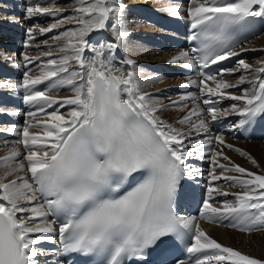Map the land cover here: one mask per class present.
I'll return each mask as SVG.
<instances>
[{
	"label": "snow or ice",
	"instance_id": "obj_1",
	"mask_svg": "<svg viewBox=\"0 0 264 264\" xmlns=\"http://www.w3.org/2000/svg\"><path fill=\"white\" fill-rule=\"evenodd\" d=\"M75 3L77 15L56 20L48 27L27 29L32 39L34 32L48 33L74 22L76 27L53 37L63 41L56 45L58 58L37 65L38 74L24 72L22 82H0V89H23L24 103L36 106V111L26 113L29 119L22 129H3L17 134L16 142L22 144L26 153L15 164L21 156L15 148L0 157L8 167L0 177V264H51L58 253L82 254L92 258L93 264H144L154 249L166 254L172 240L186 241L189 254L188 260H176L175 264H264L220 244L200 227L196 217L178 215L175 207L181 180L185 176L194 178L199 172L186 165V160L203 156L199 149L207 148L213 164L211 181L224 179L242 191L229 193L210 183L200 217L209 221L231 217L236 222L229 226L241 231L264 227V175L238 164H220L217 157L222 153L211 145L213 141L224 145L223 136L209 135L208 119L192 123L194 116L202 117L205 111L211 121L232 114L243 117L233 127H243L264 115V61H258L261 66L253 68L240 59L236 68H223L216 74L204 71L210 64L240 54L234 50V34L251 30L257 18L264 20V0H189L186 19L192 33L188 39L198 42V46L191 49L192 54L182 51L173 56L170 63L183 61L185 68H195L199 63L202 79L188 83L198 84L200 93L209 98L203 100L206 110L196 106L178 121L191 125L187 134L163 120L158 112L165 105L141 91L142 83L161 77L142 76V71L136 70L125 73L112 65L111 55H105L129 36L125 28L127 6L121 0ZM30 4L33 6L26 8L29 19L55 16L62 11L54 4L41 7L38 0H30ZM166 11L179 16L181 9L169 6ZM109 25L116 43L91 45L89 34ZM86 49L93 54L85 56ZM53 55L51 51L42 53L44 57ZM39 60L41 56L24 55L28 64ZM127 63L135 65L130 59ZM240 69L256 75L251 79L240 75L236 84L222 78ZM246 83L251 87L244 88L241 95L227 91ZM37 85H46V90H37ZM64 86L73 94H48ZM211 97H227L242 105L233 103L230 108L221 109ZM188 99L196 97L181 96L180 101L172 104ZM57 103L61 107L71 106L70 111L66 115L58 109L46 111ZM16 114L0 107V115ZM38 115L46 118L36 120ZM34 128L39 131H32ZM193 130L206 139L197 141L189 150L184 141ZM235 151L248 155L240 149ZM217 167L221 169L220 175L215 174ZM229 171L241 175L225 176L224 172ZM16 173L24 174L6 180ZM132 183L135 186L124 190ZM216 194L232 195L235 202L225 200L221 206H214L210 200ZM50 216L55 219L49 220ZM56 235L58 248L42 247L53 242ZM160 264L173 261L162 259Z\"/></svg>",
	"mask_w": 264,
	"mask_h": 264
},
{
	"label": "bare ground",
	"instance_id": "obj_2",
	"mask_svg": "<svg viewBox=\"0 0 264 264\" xmlns=\"http://www.w3.org/2000/svg\"><path fill=\"white\" fill-rule=\"evenodd\" d=\"M121 1L122 2L123 1H128V2L133 1V2H135V4H137L138 1H140V0H121ZM11 6H13V7H11ZM11 6H10L11 8L15 7L14 5H11ZM163 6L166 7L167 6L166 3ZM12 10H14V9H12ZM12 10L9 13V15H11V16H12V14H11ZM16 10H18V9H16ZM7 12L8 11H5L4 13L8 14ZM9 37L11 40V42H9V43L10 44H16L17 40L12 38L11 36H9ZM105 43L107 44L109 42L105 41ZM129 45H130L129 46L130 50L132 51L134 46H132L130 43H129ZM137 45H139L141 48H146V49L150 50L152 52V54L154 52L157 53L156 55L150 56L146 53L144 54V51L140 52L141 56L136 57V58H140V59H142V58L149 59L152 57H156V59H158L160 61L165 60V61L170 62V60L172 59L173 56L182 52L181 50H178V49L172 50L171 48H167L164 51H163V49L156 50L154 47H152L150 45H149L150 46L149 47L148 44H144V43L139 42V41H137ZM245 48H246V52H244V53H253L254 56L251 59L243 58V60H245L246 63L252 65L253 68L260 67L261 65L258 63V61H264V32L261 35L257 36L256 38L249 41L245 45ZM127 55L130 56L131 54L127 53ZM42 58L43 59L41 62H39V64H41L42 62L49 59V57H44V56ZM135 60L136 59H134V61ZM17 64L20 66V68H24V66L22 64L21 65L19 63H17ZM39 64L34 65V67H36ZM236 67H237V64L234 68H236ZM115 68H120L125 73L128 71L120 65L115 66ZM133 69L136 71H142V76H149V75L157 76L156 74L150 73L149 71L145 70L142 62L137 63V64L135 63V66L133 65ZM26 70H27V72L30 71L27 68H26ZM35 71L31 70L30 74H38ZM242 72H245V71L243 69H240L234 77H232V78L227 77V78H225V80H228L232 84H236L240 75H246L248 77V79H251L254 75H256L252 71H249V74H242ZM179 80L180 79H176V78L165 79V78L161 77V79H159L157 81H150V82L142 83V84H144L143 86H146V87H148L152 84V86L155 87L154 88L155 91L162 93V89H166L168 86L170 87V83L178 82ZM187 80L188 81L192 80V78H189ZM0 81L3 82L4 80H0ZM209 83L211 84V82H209ZM246 87L250 88L251 86L246 83L241 90L235 91L234 95H241L243 93V89ZM67 88L70 89L69 87H67ZM64 95L69 96V94H67L64 91L62 93H58L57 97H61ZM177 95H178V97H181V96H185L188 94H184V95L177 94ZM166 96H169V95H166ZM169 97H172V96H169ZM150 98L152 100H155L156 97L150 96ZM175 100L180 101V98H179V100L173 99V101H175ZM165 103L167 105L171 104L174 107L178 106L176 113H180L181 110L183 109L185 111V115H188L189 111L191 109H193L194 107H196V106L201 107L198 102H196L194 100L192 101L191 99H188L186 101H183V102H180L177 104H172L171 100H170V102L166 101ZM236 103L242 105V102L236 101ZM0 107H3L8 111L12 110V107L10 105H8L3 99H0ZM58 107H61L60 104L58 105ZM169 107H170V105H169ZM62 108H63V112H61V114L66 115L67 112L70 111L71 106L64 105ZM1 116H3V115H0V117ZM18 117H20V119H21V124H18V126H14V127H17L18 129H22L25 120H27L29 118L27 117L26 113L20 114V116H18ZM45 118H46L45 116H37L35 119L36 120H43ZM182 118L171 117L170 121L172 122L173 127L181 129L182 131H184L187 134L189 132L191 125L187 124V123L186 124L178 123V121ZM201 118H203V116L202 117H195L194 116L192 118V123H196L198 121V119H201ZM5 127H13V126H7L3 122L0 123V145L2 146V147L0 146V157L6 156L13 148H15V149L19 150L21 153V156L18 157V160L20 161L22 159L23 155L26 153V151L24 148L22 149V147L20 145H18L16 140H9V139H6L3 137L2 132H3V129ZM31 130L32 131H39V129H37V128L31 129ZM18 139H19V137H18ZM204 139H206V137L203 134H198L196 131L193 130V131H191V134L188 135V138L184 141V146L186 147V149L190 150L197 141H203ZM214 142L215 141H213V144L211 145V147L215 148L217 151H219L221 153H225V155L222 154L221 156L217 157V160L219 161L220 164H225L228 166H231L232 164H238V165L246 168L247 170H249L251 172H255L257 174L264 175V162L262 163V161L264 159V151H263V149H262V151L257 150V147L264 146V142L234 141V144H235L234 149H228L226 144L220 145L218 143L215 144ZM18 146H20V148H18ZM236 148L242 150L243 152L247 153L248 155H241L240 152L235 151ZM252 148H254V149H252ZM199 151H202L204 153V155L203 156L189 157L187 159V161L192 162L193 157H197L199 160H202L205 164V166L202 167L203 174L205 176L210 175L211 170L213 168V164L211 162V153L208 151L207 148L199 149ZM224 156H227L229 159L225 160L223 158ZM249 157H251V158L255 157L256 160L260 159L261 166H254L252 164L251 160L249 159ZM15 163H18V162L15 161L14 164ZM7 170H8L7 165L4 164L3 161H0V177H3V173ZM220 173H221V169L218 168V170L216 171L215 174L220 175ZM23 174L24 173H16L13 176H8L6 178V180H10V179L15 178V175H23ZM224 175L225 176H239L241 174L229 171V172H224ZM222 181L229 182V185H226V186L219 185V186H217L218 188H221L222 190L227 191L229 193L242 191V189L239 186H232V182L224 180V179H222ZM229 202H235V197L232 195H229ZM222 203L223 202H221L219 204H215V206H221ZM26 206L30 207V205H26ZM229 225L230 224H228L226 226H220L218 224H212V223L200 221V227L209 236H211L213 239H215L220 244H222L226 247H231L235 250L242 252L243 254H246V255H249L253 258L264 261V229L257 227V229L253 228L251 231H241L239 228H233V227H230Z\"/></svg>",
	"mask_w": 264,
	"mask_h": 264
},
{
	"label": "rangeland",
	"instance_id": "obj_3",
	"mask_svg": "<svg viewBox=\"0 0 264 264\" xmlns=\"http://www.w3.org/2000/svg\"><path fill=\"white\" fill-rule=\"evenodd\" d=\"M73 1V2H72ZM68 0L67 1V3L69 4H66L67 5V9H68V14L66 15V17H68V16H74L73 15V11H72V9H70V5L71 6H74V8L75 7H77V5H76V3H75V0ZM128 2V1H127ZM14 5V4H13ZM30 6V5H29ZM11 7H13V6H11ZM10 6L8 7V8H11ZM19 9H21V6H17ZM77 15V14H76ZM139 15L136 13V11L133 9V8H129V10H127V12H126V19H125V28H126V31L129 33V29H131V28H135L139 23H141V22H139L140 20V18L138 17ZM72 23H74V22H68V23H66V26H67V29L66 30H68L69 28H73V27H76V26H74V25H72ZM128 23V24H127ZM65 30V31H66ZM57 42H59V44H62L63 43V41H57ZM129 43L132 45V46H134V48L132 49V51L130 50V45H129ZM122 46H124V48H125V50H126V53H130L131 55H130V57H132V58H136V57H139V56H141L140 55V52H143L144 51V54L146 53V54H148V55H156L157 53H153L152 54V52L150 51V50H148V49H146V48H141L139 45H137V42L135 41V40H132V36L130 35V33H129V36L127 37V38H125V40L123 41V45ZM149 46V45H148ZM150 47V46H149ZM57 48V47H56ZM123 48V49H124ZM56 52V51H55ZM53 53V54H55L56 55V53ZM58 52H59V49H58ZM135 53V54H134ZM135 66V65H134ZM154 76V75H153ZM144 84H142L141 85V87H146V86H143ZM146 90H149L150 88L149 87H146L145 88ZM170 100L171 101H173V98H168V97H156L155 98V100H153V101H155V102H158V103H161V104H163V105H165V107H164V109L162 110H160L159 112H158V115L163 119V120H165L167 123H169V124H172V122L170 121V118L171 117H179V118H182L183 116H185V111L182 109L181 110V112L180 113H176L177 112V107H174V106H172L171 104H169L170 105V107H169V105H167L165 102L166 101H168V102H170ZM176 101V100H175ZM176 113V114H175ZM187 114V113H186ZM170 117V118H169ZM226 144V143H225ZM227 145V144H226ZM1 146V145H0ZM2 147V146H1ZM18 148H20V146H18ZM252 149H254V148H252ZM262 149H263V151H264V146H261V147H257V150H259V151H262ZM252 159H254L255 161H256V164H253L254 166H261V161H260V159L259 160H256L255 159V157H253ZM17 162H19V160H18V158H17V160H16ZM264 162V159H263V161H262V163ZM5 164V163H4Z\"/></svg>",
	"mask_w": 264,
	"mask_h": 264
}]
</instances>
